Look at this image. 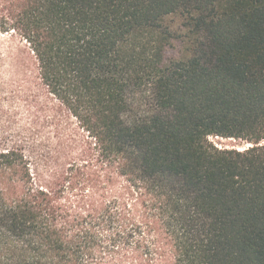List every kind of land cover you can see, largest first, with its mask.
Instances as JSON below:
<instances>
[{
  "label": "trees",
  "instance_id": "obj_1",
  "mask_svg": "<svg viewBox=\"0 0 264 264\" xmlns=\"http://www.w3.org/2000/svg\"><path fill=\"white\" fill-rule=\"evenodd\" d=\"M262 141L264 0H0V264H264Z\"/></svg>",
  "mask_w": 264,
  "mask_h": 264
},
{
  "label": "rangeland",
  "instance_id": "obj_2",
  "mask_svg": "<svg viewBox=\"0 0 264 264\" xmlns=\"http://www.w3.org/2000/svg\"><path fill=\"white\" fill-rule=\"evenodd\" d=\"M175 48H172L167 51L166 57H177L179 56V50L180 47L175 43ZM209 141L215 145L218 149H229V150H237V151H244L253 145L248 143L247 141L241 140V139H233V138H222L217 136H210ZM261 144H264V141H262Z\"/></svg>",
  "mask_w": 264,
  "mask_h": 264
}]
</instances>
